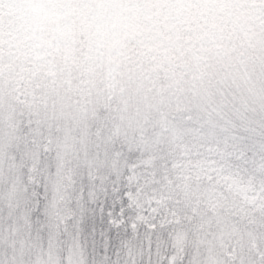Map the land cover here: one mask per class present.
I'll return each instance as SVG.
<instances>
[{
	"label": "rangeland",
	"instance_id": "rangeland-1",
	"mask_svg": "<svg viewBox=\"0 0 264 264\" xmlns=\"http://www.w3.org/2000/svg\"><path fill=\"white\" fill-rule=\"evenodd\" d=\"M194 1L20 0L22 11L16 0H0V25L12 22L19 28L16 36L0 34L2 42L11 39L14 45L6 50L8 56L0 57L1 63L7 61L0 69V264H86L77 232L67 231L64 214L69 203L64 210L59 203L69 192L59 180L66 175L74 179L71 173L86 167L87 155L93 154L88 144L92 125L99 111L112 110V105L117 111L99 120L98 132L107 131L110 138H121L126 144L137 133L133 147L140 154L128 166L124 209L110 222L125 235L115 243L108 263L264 264V199L245 207L240 215L236 212L241 205L218 203L219 193L212 192V201L204 207L225 212V220L221 218L214 227L208 224V236L191 244L192 255L187 256L179 238L163 250L159 247L161 233L179 228L181 206L197 207L198 202L180 200L193 187L192 176L177 171L192 167L190 161H182L189 159L191 150L180 159L184 143L176 144L179 151L158 138L151 141L150 133L167 131L161 122L150 119L153 104L208 118L215 114L216 104L212 107L211 98L202 92L216 84L213 75L220 71L225 79L216 90L217 97L240 83L247 99L243 118L264 120L261 4L248 6L253 17L237 26L238 36L229 33V42L218 44L222 53L208 62L203 50L189 39L188 28L197 22L201 10L194 11ZM225 1L226 7H245L247 0ZM177 29L186 36L180 37ZM200 39L202 44L208 40L203 32ZM174 62L182 64L180 74L189 76L184 82L180 74L175 79L167 77ZM24 68L25 81L19 75ZM183 83L190 85L177 88ZM26 86L27 103L15 106L18 87ZM205 105L211 106L207 112L196 109ZM190 117L184 115L185 123H191ZM232 148L233 167H241L245 176L252 173V180L264 185V151L248 160L242 149ZM108 167L105 161L93 164L99 178ZM237 177L242 178L241 173ZM30 187L50 193L45 223L28 225L30 210L37 211L28 205ZM152 245L158 246L152 251Z\"/></svg>",
	"mask_w": 264,
	"mask_h": 264
},
{
	"label": "trees",
	"instance_id": "trees-1",
	"mask_svg": "<svg viewBox=\"0 0 264 264\" xmlns=\"http://www.w3.org/2000/svg\"><path fill=\"white\" fill-rule=\"evenodd\" d=\"M16 1V6L18 8L21 6L23 11V3L20 0ZM222 2L227 4L225 0L194 1L197 6L194 11L201 10L197 22L188 28V33L191 35L189 39L194 43L196 42L195 48L203 50L208 62L211 59L214 61L213 57L222 53V51L217 49L219 47L218 44L229 42V33L238 36L237 26L247 21L248 18L253 17L251 9L248 8L250 4H261L264 12V0H247L243 4L246 8L233 4L226 7L222 5ZM8 7L12 9L11 6ZM190 13L193 15L192 11ZM12 18H14V15H12ZM6 24L2 23L0 25V34L9 33L16 36L14 32L19 30V28L14 27L15 25L12 26V22L11 24ZM177 31L180 37L181 35L186 36L182 30L177 29ZM202 32L208 38V40L204 39L205 44L201 43L203 39H200V42L198 40ZM1 44L4 47H1ZM12 44L13 41L11 39H6L4 42L0 40V57L3 55L8 56L6 50H12L11 48L14 46ZM236 45L241 47L240 43ZM16 58L17 56L14 59ZM220 61L222 62V60ZM17 62L14 63L18 70ZM6 63L7 61L0 62V69L4 68ZM28 64L25 63V65ZM212 65H215V62H212ZM78 68H81L80 64H78ZM180 68H182L181 63L178 66L176 62L172 63L167 70V77L171 76L172 79H175L181 73ZM8 72L13 71L11 69ZM19 75L25 81L27 70L24 68ZM180 77L184 82L189 76L180 74ZM213 77L216 84L205 86L202 92V96L205 93L209 95L212 100V107L216 104L215 114H209L208 118L199 119L201 115L184 113L182 110L174 107L161 108L160 105L158 107L155 103L150 108L149 113L150 119L153 118L155 122H161L167 127L166 132L150 133L152 136L151 141L158 138L168 143V146L172 150H175L174 148L179 150L177 145L180 146L181 143H184L186 148L181 150L182 156L180 159L187 156V153L191 150L189 159H182V161L184 163L190 161L192 167L187 168L182 166L177 171L181 175L192 176L193 187L186 189L182 193V196H180V200L192 199V202H198V205L197 207H189L184 203L179 209L182 218L179 228L169 229L158 236L161 250L167 245L169 247L175 238L181 239L185 244L187 256L192 255L191 244L197 238L203 240L208 236L206 230L208 224L212 225L213 223L211 227H214L216 222H220V219H224L226 216L225 212L219 214L215 209H212L211 212L210 206L208 208L204 207V203L207 204L209 201H212V192L219 193L217 195L218 203L230 204V207L233 202L236 205H241L238 212H236L240 215L243 214L245 207L250 208L251 205L264 199V196L261 198V195L264 193V185L260 181L252 180V173H248L245 176V172L241 167H233L231 159H229L232 158V146L242 149L246 153L248 160L254 155H259L260 150L264 151V120L262 118H243L247 101L245 97L246 93L243 89L244 85L239 83L232 90L226 91L225 96L217 97L216 90L223 87L222 80L225 78L221 76L220 71L219 73H215ZM189 85L190 83H183L182 86L177 88L185 89ZM27 87H18L20 95L17 96L19 100L15 102V106L22 107L27 103L29 93ZM258 95L256 99H258ZM202 96L197 100L198 102L202 99ZM248 99H251L249 95ZM84 101L91 102L89 98H84ZM210 108L211 106L205 105L200 109H196L200 112H207ZM155 109H158V111L155 112ZM102 110H105V108ZM100 111L97 121L92 125L93 134L88 139V144L93 154L87 155L86 167H78L74 170L71 173L74 179L70 175H66L63 180H59L60 185L62 187L65 186L64 190L69 192L68 195L62 197L59 203L62 210L67 208V202L69 203V208L65 210L67 212L64 214L67 221V231L69 234L77 232L79 246L86 264H110L108 262L113 248L116 247L114 246L116 245L115 243L125 235L123 232L112 227L110 222L124 209L126 202L124 199V186H126L124 180L128 175V166L140 154V150L133 147L137 133L132 134V140L126 144L121 138H110L106 133L107 131L98 132L101 131L99 129V120L103 116L107 117L112 111H117V107L112 105V110ZM185 114L192 116L190 117V124L185 123V119L187 118L184 119ZM111 123L113 124V121ZM172 131L175 133L171 134ZM80 136L81 134L78 133L77 137ZM144 139H147V137ZM227 160L229 161L226 162ZM95 161H105L106 165L109 166L101 174L100 178V175L96 172V168H93ZM198 166L199 168H196ZM239 173H241L242 178L237 177ZM29 190L32 194L28 205L35 207L38 212L30 210L28 225H31L35 221L34 225L39 222L45 223L44 221L48 216L45 206L49 203L50 193L44 192V189L35 191L34 187H30ZM222 208L224 207L222 206ZM211 231L213 233L214 230L211 229ZM157 246L152 245V251Z\"/></svg>",
	"mask_w": 264,
	"mask_h": 264
}]
</instances>
